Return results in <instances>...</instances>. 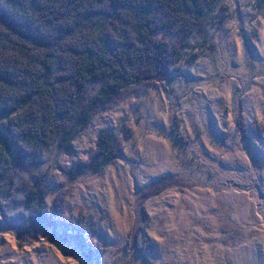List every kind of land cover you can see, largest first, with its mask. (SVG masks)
Returning a JSON list of instances; mask_svg holds the SVG:
<instances>
[{
  "label": "rangeland",
  "instance_id": "rangeland-1",
  "mask_svg": "<svg viewBox=\"0 0 264 264\" xmlns=\"http://www.w3.org/2000/svg\"><path fill=\"white\" fill-rule=\"evenodd\" d=\"M205 19L167 79L97 110L70 151L40 152L48 202L64 190L66 213L94 220L85 235L98 261L50 226L24 231L33 177L21 169L0 197V264H264V129L239 131L264 125V0H215ZM103 130L119 139L114 160L74 177L60 169L89 160ZM164 175L175 179L146 194Z\"/></svg>",
  "mask_w": 264,
  "mask_h": 264
},
{
  "label": "trees",
  "instance_id": "trees-1",
  "mask_svg": "<svg viewBox=\"0 0 264 264\" xmlns=\"http://www.w3.org/2000/svg\"><path fill=\"white\" fill-rule=\"evenodd\" d=\"M214 2L0 0V197L11 194L4 185L14 183L21 169L31 174L24 231L50 226L52 236L74 239L87 261H98L101 248L85 235L96 230L94 220L84 212L67 214L64 190L48 202L47 173L36 168L40 152L55 143L70 151L74 128L97 110L131 85L167 79ZM159 31L175 34V41ZM239 125L245 139L264 129ZM119 149L116 135L103 130L89 160L59 167L71 177L82 169L100 171ZM170 177L157 179L146 194L162 190L175 179Z\"/></svg>",
  "mask_w": 264,
  "mask_h": 264
}]
</instances>
